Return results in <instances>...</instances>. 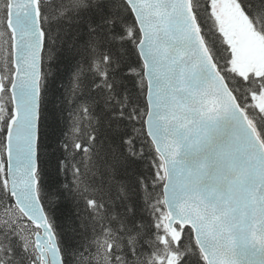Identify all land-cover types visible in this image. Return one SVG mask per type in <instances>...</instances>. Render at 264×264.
I'll return each instance as SVG.
<instances>
[{
    "label": "trees",
    "instance_id": "obj_1",
    "mask_svg": "<svg viewBox=\"0 0 264 264\" xmlns=\"http://www.w3.org/2000/svg\"><path fill=\"white\" fill-rule=\"evenodd\" d=\"M215 1L192 0L195 16L218 68L264 140V116L255 118L249 106L256 84L232 72L212 14ZM237 1L248 24L264 34V0ZM5 4L0 0V264H35V228L15 207L5 176L12 108ZM40 11L38 194L63 263L165 264L173 258L176 264H205L189 228L180 230L177 244L166 230L162 161L145 129L140 33L129 6L124 0H42ZM89 23L95 31L85 27Z\"/></svg>",
    "mask_w": 264,
    "mask_h": 264
},
{
    "label": "water",
    "instance_id": "obj_2",
    "mask_svg": "<svg viewBox=\"0 0 264 264\" xmlns=\"http://www.w3.org/2000/svg\"><path fill=\"white\" fill-rule=\"evenodd\" d=\"M140 30L146 130L165 168L166 225L190 227L206 264H264V145L201 35L191 0H125ZM13 75L5 136L9 190L40 228L43 264H63L37 193L44 33L38 0H8ZM1 85V79H0Z\"/></svg>",
    "mask_w": 264,
    "mask_h": 264
},
{
    "label": "flooded vegetation",
    "instance_id": "obj_3",
    "mask_svg": "<svg viewBox=\"0 0 264 264\" xmlns=\"http://www.w3.org/2000/svg\"><path fill=\"white\" fill-rule=\"evenodd\" d=\"M221 6V3L220 5H218V8L215 9V13L217 12L218 15H220V12H219V7ZM231 21L233 22V24H238L239 28L238 30H244L246 32L249 31V29H247L245 26H244V17L243 15H240L238 13H236L234 10H232V12L230 13L229 15ZM220 28H222V26H220ZM257 48L262 51V47L264 46V43H260L259 40L257 41ZM260 55V54H259ZM261 59H264V57L261 56ZM262 99H264V94L262 95ZM261 109H264V105L263 107H261Z\"/></svg>",
    "mask_w": 264,
    "mask_h": 264
},
{
    "label": "snow or ice",
    "instance_id": "obj_4",
    "mask_svg": "<svg viewBox=\"0 0 264 264\" xmlns=\"http://www.w3.org/2000/svg\"><path fill=\"white\" fill-rule=\"evenodd\" d=\"M85 27L91 31H95V28L91 23L87 24ZM74 46H75L74 43L69 41V47H74ZM71 58H72V56H71V54H69V59H71Z\"/></svg>",
    "mask_w": 264,
    "mask_h": 264
},
{
    "label": "rangeland",
    "instance_id": "obj_5",
    "mask_svg": "<svg viewBox=\"0 0 264 264\" xmlns=\"http://www.w3.org/2000/svg\"><path fill=\"white\" fill-rule=\"evenodd\" d=\"M228 0H222V4L224 5L226 2H227ZM230 4H232V1H231V3ZM223 9V8H222ZM244 47V45H242V48ZM243 52V51H242ZM242 52H239L238 53V58H240V57H242ZM239 62H242V61H239ZM167 264H171V262H168Z\"/></svg>",
    "mask_w": 264,
    "mask_h": 264
}]
</instances>
